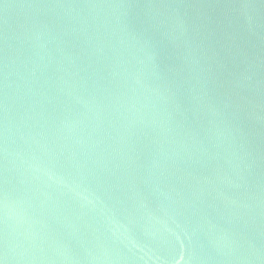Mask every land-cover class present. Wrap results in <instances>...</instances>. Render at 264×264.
I'll list each match as a JSON object with an SVG mask.
<instances>
[{
    "label": "water",
    "instance_id": "water-1",
    "mask_svg": "<svg viewBox=\"0 0 264 264\" xmlns=\"http://www.w3.org/2000/svg\"><path fill=\"white\" fill-rule=\"evenodd\" d=\"M0 264H264V0H0Z\"/></svg>",
    "mask_w": 264,
    "mask_h": 264
}]
</instances>
